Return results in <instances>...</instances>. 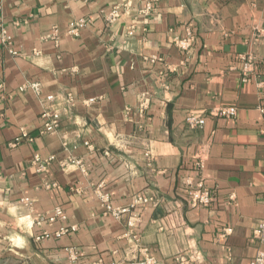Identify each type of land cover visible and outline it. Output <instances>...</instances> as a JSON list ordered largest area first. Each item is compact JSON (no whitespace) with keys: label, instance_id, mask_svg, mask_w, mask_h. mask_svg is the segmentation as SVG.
Returning a JSON list of instances; mask_svg holds the SVG:
<instances>
[{"label":"crops","instance_id":"0c3cea01","mask_svg":"<svg viewBox=\"0 0 264 264\" xmlns=\"http://www.w3.org/2000/svg\"><path fill=\"white\" fill-rule=\"evenodd\" d=\"M151 1L0 0L14 50L0 33V264H250L264 249L253 239L264 217V0ZM80 18L92 23L69 33ZM229 106L234 115L201 129L186 124ZM45 108L60 114L57 132L40 134ZM23 131L34 139L13 145ZM36 153L55 156L45 171ZM199 181L214 191L209 205L191 203ZM99 185L117 207L151 198L132 231L133 212L106 213ZM56 206L65 221L35 224ZM61 225L76 230L35 239Z\"/></svg>","mask_w":264,"mask_h":264},{"label":"built area","instance_id":"2783aa9c","mask_svg":"<svg viewBox=\"0 0 264 264\" xmlns=\"http://www.w3.org/2000/svg\"><path fill=\"white\" fill-rule=\"evenodd\" d=\"M152 7V1L148 0L146 4V10L151 9ZM119 16V7H115L111 12H109L106 15V19L109 22L114 21ZM92 19L91 18H80L75 21H73L70 24L69 27V33L73 35H78L80 30L91 24ZM1 41L2 43L9 48L10 51L14 52L12 47V37L8 33V31L5 28L1 29ZM194 38V33L192 30L188 29L186 38H177V44L182 50H187L190 48ZM254 70V57L251 55H245L242 56V65H241V71L242 74L245 77H248L252 71ZM34 89L39 93V84H32ZM55 95H50L47 97V100L54 101L56 100ZM66 100L68 103H71L73 101V98L71 95H68L66 97ZM95 99H88L86 102H93ZM145 104V103H144ZM236 113V107L229 106V107H220L218 109H212L209 111V113L205 112H196L192 111L188 114L186 117V124L188 128L192 130L201 129L206 124L207 116L209 115H234ZM61 127V116L58 112L52 111L50 108H45L43 111V127L40 130V134H48V133H54L57 132ZM22 138H26L29 141L33 140L34 137L30 135L29 133L23 131L21 137H17L16 140L12 143L15 145L18 141H20ZM147 156L152 159L151 153H147ZM55 159V156H50L47 159H43L39 153H36L33 158V164L36 166L37 171H45L49 164ZM203 168V163L201 160L197 162V169L201 171ZM56 183L52 182H45L46 187L55 186ZM96 195L98 196L101 205L104 208V211L106 213H110L113 215L116 219H121L125 213H128L132 211L129 220H128V226L130 228L129 231H132V228L135 226V222L139 218V211L142 209V207L150 202L151 198L145 197L142 195H138L134 198L133 202L127 206V207H117L114 206L111 203V198L109 193L105 192L102 189V186L99 185L96 188ZM191 197V203L194 206L197 205H209L211 204L213 197H214V191L211 188H208L203 181H199L196 186L192 187L190 192ZM264 199V197H263ZM26 202L29 205V207L32 208V202L29 198H26ZM67 214L63 210L61 206H56L54 210L48 214L47 216L38 215V217L35 219V224L38 226H41L45 221H48L49 223H54L58 220L65 221L67 219ZM76 230V226H67V225H61L58 229L55 231H48L44 230L41 231L39 234L35 236V239L37 241H40L44 238H49L51 236L61 237L63 235L69 234L70 232ZM228 232L226 231L225 234ZM133 237L136 238V235H133ZM253 239L259 241L261 244H264V217L259 219L254 231H253ZM68 253L70 256V260L72 262L76 261L78 258V251L75 248H68ZM142 264H156V260L153 256L149 255L141 262ZM250 264H264V249H260L255 257L251 260Z\"/></svg>","mask_w":264,"mask_h":264}]
</instances>
